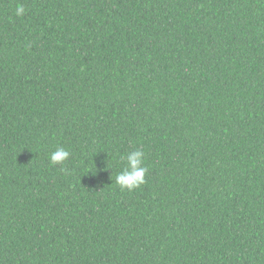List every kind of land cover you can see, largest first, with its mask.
<instances>
[{"label": "trees", "instance_id": "16d2710c", "mask_svg": "<svg viewBox=\"0 0 264 264\" xmlns=\"http://www.w3.org/2000/svg\"><path fill=\"white\" fill-rule=\"evenodd\" d=\"M0 264H264V0H0Z\"/></svg>", "mask_w": 264, "mask_h": 264}, {"label": "clouds", "instance_id": "9594fccd", "mask_svg": "<svg viewBox=\"0 0 264 264\" xmlns=\"http://www.w3.org/2000/svg\"><path fill=\"white\" fill-rule=\"evenodd\" d=\"M25 12L22 5H18L16 15L21 16ZM70 156L69 151L62 147H58L55 151L49 154V163L51 165L61 164ZM126 161L123 169L116 176V185L121 190L127 189L132 191L145 183V174L147 168L144 166V152L141 149H135L122 157Z\"/></svg>", "mask_w": 264, "mask_h": 264}]
</instances>
